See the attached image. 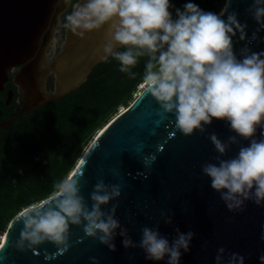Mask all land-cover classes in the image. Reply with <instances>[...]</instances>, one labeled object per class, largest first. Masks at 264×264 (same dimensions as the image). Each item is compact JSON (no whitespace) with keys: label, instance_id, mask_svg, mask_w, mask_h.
I'll list each match as a JSON object with an SVG mask.
<instances>
[{"label":"water","instance_id":"95a60500","mask_svg":"<svg viewBox=\"0 0 264 264\" xmlns=\"http://www.w3.org/2000/svg\"><path fill=\"white\" fill-rule=\"evenodd\" d=\"M71 1L0 0V91L9 73L16 72L13 81L25 98L23 110L35 109L77 89L93 67L109 58L103 52L109 25L87 33L83 39L66 30L56 53L57 27ZM78 2L83 0H75L74 4ZM253 3L254 0H230L222 17L227 20L228 13L235 12L239 23L247 25L243 40L238 31L232 38L238 59L243 58V49L264 52V27L249 11ZM19 65L22 66L18 68ZM7 95L10 99L12 91ZM205 128L204 133L197 130L185 137L176 129L174 115L164 113L142 89L95 134L67 176L79 181L80 194L89 208L90 193L98 179L119 185L121 196L102 209L119 205L116 218L137 245L145 226L158 228L170 244L178 228L184 234L194 233L189 250L181 249L179 264H216L220 248L225 249V264L231 254L242 256L244 264H261L264 204L248 200L241 210L229 211L220 193L212 189L211 179L201 171L203 164L216 163L219 155L209 135L215 133L227 141L236 134L222 120H213ZM262 131L257 129L256 139L261 138ZM237 139L239 144L231 145L221 159L236 156L240 145L250 143ZM50 200L51 196L40 203ZM19 213L7 226L0 264H91L90 257L99 264H167L169 259L148 260L142 248H125L119 229L113 241L116 250L111 251L97 239L87 237L82 226L74 225H70L66 250H58L50 242L37 246L35 252L20 250L16 246L23 228L22 218L17 219ZM161 213L171 217V224Z\"/></svg>","mask_w":264,"mask_h":264},{"label":"clouds","instance_id":"9594fccd","mask_svg":"<svg viewBox=\"0 0 264 264\" xmlns=\"http://www.w3.org/2000/svg\"><path fill=\"white\" fill-rule=\"evenodd\" d=\"M229 2L226 0L219 14L189 2L183 10L177 8L173 18L170 0H83L72 5L60 26L83 39L109 25L105 58L118 61L119 71L130 78H135L132 69L139 59L147 57L141 87L164 113L174 115L175 127L185 137L197 130L204 133L213 120L227 122L236 135L227 141L215 133L209 135L219 155L216 163L203 164L201 171L211 179L212 189L220 193L228 210L238 211L248 200L264 204V131L260 139L255 138L257 129H264V52L243 49V58H237L232 38L238 31L243 40L247 25L239 23L235 12L222 19ZM249 11L264 27V0H254ZM238 137L250 143L240 145L236 156L221 159L231 145L239 144ZM120 196L119 185L98 179L89 208L80 194L79 181L66 176L54 185L50 201L29 205L19 213L23 228L16 246L35 252L37 246L50 242L58 250H66L70 225H74L115 251L113 241L119 229L125 248L140 247L148 260L162 261L167 256V264H179L181 249L189 250L194 233L184 234L177 228V237L170 244L158 228L145 226L137 245L116 218L119 205L102 209ZM161 215L171 224L170 216ZM224 253V248L218 250L216 264H225ZM89 260L99 264L95 257ZM260 261L264 264V255ZM227 264H244V258L231 254Z\"/></svg>","mask_w":264,"mask_h":264},{"label":"trees","instance_id":"16d2710c","mask_svg":"<svg viewBox=\"0 0 264 264\" xmlns=\"http://www.w3.org/2000/svg\"><path fill=\"white\" fill-rule=\"evenodd\" d=\"M189 2L213 13L225 4V0H170L173 18L175 10H183ZM146 60L141 57L132 69L133 79L109 57L93 67L80 87L27 111L11 128L0 130V233L6 232L21 208L50 196L54 185L75 165L85 143L119 107L134 100Z\"/></svg>","mask_w":264,"mask_h":264},{"label":"flooded vegetation","instance_id":"af4514ba","mask_svg":"<svg viewBox=\"0 0 264 264\" xmlns=\"http://www.w3.org/2000/svg\"><path fill=\"white\" fill-rule=\"evenodd\" d=\"M75 0L71 1L69 9L61 16L59 25L57 27V32L55 36L57 37L56 43V53L60 50L61 44L64 42L66 29H63L60 25L64 20L67 13L70 12L72 5ZM22 65L17 66L20 68ZM16 72H10L8 80L3 84V89L0 91V130H5L11 128L20 116H23L29 110H23L22 106L25 101L22 93L19 91V87L14 83L13 78ZM48 85L52 87L50 80H48ZM12 91L11 98L8 99L9 91Z\"/></svg>","mask_w":264,"mask_h":264},{"label":"rangeland","instance_id":"374dc122","mask_svg":"<svg viewBox=\"0 0 264 264\" xmlns=\"http://www.w3.org/2000/svg\"><path fill=\"white\" fill-rule=\"evenodd\" d=\"M224 7V6H223ZM223 7L216 13V14H218V13H220L221 12V10L223 9ZM141 85V84H140ZM138 86L139 88H138V92L137 93H135L134 95H133V98L132 99H134L135 97H136V95L138 94V93H140V88H141V86ZM131 102H132V100H131ZM130 102V103H131ZM129 103V104H130ZM123 108H125V106H121V107H119V109L117 110V113L119 112V111H121V110H123ZM117 113H115L114 114V116L117 114ZM113 117V116H112ZM100 129H98L95 133H94V135L92 136V139H93V137L95 136V134L99 131ZM91 139V140H92ZM91 140L89 141V142H87V143H85V145L82 147V151L80 152V154L87 148V146L89 145V143L91 142ZM80 154H79V157H80ZM79 157H78V159H79ZM77 159V160H78ZM76 160V161H77ZM53 194V193H52ZM52 194H50V196H52ZM50 196H48V197H50ZM47 197V198H48ZM46 199V198H45ZM44 200V199H43ZM42 200H39V201H37V202H34V204L35 203H40ZM24 209V207L23 208H21L20 210L22 211ZM10 223V222H9ZM7 229V228H6ZM6 231V230H5ZM3 233V232H2ZM2 233H0V239H1V236H2ZM5 233V232H4Z\"/></svg>","mask_w":264,"mask_h":264},{"label":"bare ground","instance_id":"6f19581e","mask_svg":"<svg viewBox=\"0 0 264 264\" xmlns=\"http://www.w3.org/2000/svg\"><path fill=\"white\" fill-rule=\"evenodd\" d=\"M141 86V85H140ZM143 88H141L140 89V91L142 90ZM5 234H6V232L5 233H2V236H1V239H0V244L4 241V239H5Z\"/></svg>","mask_w":264,"mask_h":264}]
</instances>
